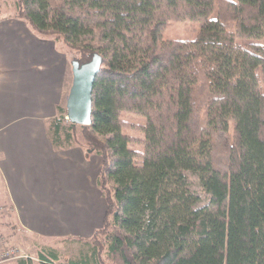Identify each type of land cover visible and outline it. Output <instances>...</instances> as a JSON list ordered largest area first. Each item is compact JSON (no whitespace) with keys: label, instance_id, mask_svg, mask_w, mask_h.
Instances as JSON below:
<instances>
[{"label":"trees","instance_id":"obj_1","mask_svg":"<svg viewBox=\"0 0 264 264\" xmlns=\"http://www.w3.org/2000/svg\"><path fill=\"white\" fill-rule=\"evenodd\" d=\"M14 6L64 45L70 67L102 59L90 124L70 123L59 106L48 127L55 149L80 135L99 154L106 202L100 228L74 239L81 250L62 264H264V0ZM171 23L192 37L165 39ZM37 257L60 264L52 247Z\"/></svg>","mask_w":264,"mask_h":264},{"label":"rangeland","instance_id":"obj_2","mask_svg":"<svg viewBox=\"0 0 264 264\" xmlns=\"http://www.w3.org/2000/svg\"><path fill=\"white\" fill-rule=\"evenodd\" d=\"M11 17H16L14 0H0V19H8ZM16 21H18L20 25H24L23 27L25 28L21 26V28L15 26L10 27L6 38L8 40L12 38L15 42V46L17 45L16 47L18 49L21 47L23 52L20 54L21 57L18 58L19 53L12 52V48H10V53L6 55V62L11 63L14 66V70L9 76L11 85L7 86L8 88L6 87L9 90L7 95L3 94L4 92L0 94V135H21L25 138L23 140L35 141L38 140L37 137L39 136H48V127L50 124V119L40 118L42 115L41 111L35 108V104L41 103L45 97L44 93L48 92L47 86L42 85V83L37 80L39 79L37 75L40 73V69L46 66L50 68V72L54 73L51 71V67L55 66L54 58L64 54L65 47L61 42H56L53 38L37 34L22 20L17 19ZM192 35L193 33L188 27L181 23H171L162 34L165 39H189ZM10 44L11 43H8L6 45V50ZM25 49L28 50V58H25ZM68 59H70V55H68ZM18 63L21 67L16 69L15 65ZM67 79L69 91L72 80L71 67L69 72L67 71ZM65 101L66 98L64 100L61 98L60 103L58 102L59 104L57 103L55 105L52 112L57 113L59 106L65 108ZM133 120L136 125L139 126L141 124L140 119L134 117ZM136 129L137 128H134L131 134L139 138L141 134L139 130ZM77 140L81 143L80 135H78ZM31 143L37 147L36 142ZM80 143H75V148L80 147ZM11 144L23 145L24 147V151H22V148H18L16 154L18 157L17 167L21 169V171L16 174V176L19 177L18 183L22 177L27 178L29 174L27 169L24 170L23 164L27 163V166L30 165L32 167L35 165L34 161L37 160V165L40 166L42 160L45 161V159H50V157H52L42 148H37L35 153L27 151L25 149L26 142H12ZM0 145H3V143L0 142ZM80 148L83 152L85 151L82 147ZM66 150L69 149L58 150L54 148V151L57 153ZM20 153L21 155L19 156ZM84 157L82 162L79 159L76 162L73 158H70L69 165H64L68 168L74 166L77 172L76 175L71 173L69 169L68 173H61L55 167V169L53 168L54 173L52 174V178L56 185L55 192L58 194L61 203L62 200H83L87 211V220L85 222V229L81 233L82 237L80 238L87 240L93 232L102 225V220L106 211V202L101 196L100 190L96 184L101 168V157L96 152H90L88 150H86ZM81 167H83V169ZM4 168L5 153L0 149V200H6L8 195L6 179L2 172ZM48 177L46 175L45 178ZM66 184L68 187H66ZM12 207L16 213L17 207L14 205ZM7 209L9 208L5 204L0 205V236L3 237L8 246L17 248L19 251L14 258L4 261L2 264H16L19 258H29L32 264H40L37 255L47 246L58 250V263L60 264L78 255L81 250L80 247L82 242L74 239L79 237L58 235V237L49 241H36L32 238L25 237L22 232L16 229L14 232H11L12 227L10 226H13V222L8 215L11 210Z\"/></svg>","mask_w":264,"mask_h":264},{"label":"crops","instance_id":"obj_3","mask_svg":"<svg viewBox=\"0 0 264 264\" xmlns=\"http://www.w3.org/2000/svg\"><path fill=\"white\" fill-rule=\"evenodd\" d=\"M15 18L0 19V94L4 92L3 94L5 95L9 91L7 86L11 85L9 76L14 70V66L6 62V55L10 53V48H12V52L19 53L18 58L21 57L20 54L23 52L21 47L18 49L17 45L15 46L12 38H9V40L6 38L10 27L21 26L25 28L23 27L24 25H20L16 21L18 18ZM8 43L11 44L6 50L5 47ZM24 53L25 58H28L27 49H25ZM54 60L55 66L51 67V71L54 73L50 72V68L46 66L40 69V73L37 75L39 78L37 80L48 88V92L44 93V100L39 104H35V108L41 111L42 115L40 118L42 119L55 117L56 113L52 112V110H54L58 102L60 103L61 98L64 100L67 98L66 95H68L67 71L69 72L70 70V62L67 52L64 51V54L57 56ZM15 67L19 69L21 65L18 63ZM37 138L40 141L23 140L25 138L21 135H0V142L3 143V145H0V149L5 153V168L2 169V172L6 179L8 190L7 199L0 200V205L5 204L11 210L8 214L13 222V226H10L12 227L11 232H14L16 229L22 232L25 237L36 241H49L55 239L58 235L82 237L81 233L85 229V222L87 220L84 202L83 200L75 199L73 201L62 200L61 203L58 194L55 192L56 185L53 182L52 174L56 167L61 173H68L69 169L71 173L76 175L77 172L74 166L67 167L70 163L69 159L73 158L76 162L79 159L82 162L86 151L83 152L80 147H74L57 153L54 151L48 136L42 135ZM12 142H26L25 149L27 151L35 153L37 148H42L52 157L45 159V161L42 160L40 166L37 165V160L34 161L35 165L32 167L30 165L27 166V163L23 164L24 170L27 169L29 174L27 178L22 177L18 183L19 177L16 174L21 169L17 167L18 157L16 154L18 148H22V151H24V147L23 145H12ZM31 142H36L37 147ZM65 164L67 168L64 166ZM81 168L83 169V167ZM46 175L47 177L49 175V177L45 178ZM66 187H68L67 184ZM13 205L17 207L16 213L12 207Z\"/></svg>","mask_w":264,"mask_h":264},{"label":"water","instance_id":"obj_4","mask_svg":"<svg viewBox=\"0 0 264 264\" xmlns=\"http://www.w3.org/2000/svg\"><path fill=\"white\" fill-rule=\"evenodd\" d=\"M101 65L102 59L98 54H93L85 63L71 61L72 80L65 101V115L70 123L90 124L92 87Z\"/></svg>","mask_w":264,"mask_h":264},{"label":"built area","instance_id":"obj_5","mask_svg":"<svg viewBox=\"0 0 264 264\" xmlns=\"http://www.w3.org/2000/svg\"><path fill=\"white\" fill-rule=\"evenodd\" d=\"M18 249L8 246L2 236H0V264L4 263V261H8L11 258H14L17 253Z\"/></svg>","mask_w":264,"mask_h":264}]
</instances>
